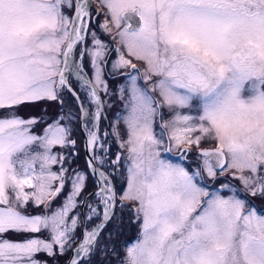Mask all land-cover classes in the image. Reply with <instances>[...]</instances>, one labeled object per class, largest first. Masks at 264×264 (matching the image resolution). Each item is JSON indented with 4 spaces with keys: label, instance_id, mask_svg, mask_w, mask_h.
<instances>
[{
    "label": "snow or ice",
    "instance_id": "6c2138e0",
    "mask_svg": "<svg viewBox=\"0 0 264 264\" xmlns=\"http://www.w3.org/2000/svg\"><path fill=\"white\" fill-rule=\"evenodd\" d=\"M38 101L60 111L20 115ZM257 200L264 0H0V264L107 261L118 207L139 234L117 264H264Z\"/></svg>",
    "mask_w": 264,
    "mask_h": 264
},
{
    "label": "rangeland",
    "instance_id": "374dc122",
    "mask_svg": "<svg viewBox=\"0 0 264 264\" xmlns=\"http://www.w3.org/2000/svg\"><path fill=\"white\" fill-rule=\"evenodd\" d=\"M101 19H103V17H101ZM138 65H140V64H138ZM139 67H143V66L140 65ZM122 83H123V79H119L118 78V80L116 82V85H113L111 83L110 87L113 89V91H115V89ZM69 106L72 108L73 111H76L75 102L74 101H71ZM121 108H122V105H121V103L119 101H117V100L112 101V109H111L110 113L107 116V120L103 121V123L106 124V129L108 130V132H111V129L109 127L110 122L115 118V114L121 111ZM31 117H33V116H31ZM24 118L27 119L29 117H24ZM72 127L74 129L72 138L77 141V145H76L74 151L77 150L76 153H78V151L82 148V152L84 153L83 134H82V132H80L81 134H79V131H78V128L80 129V126H79V124H74V125H72ZM37 131H39V130L37 129ZM156 131L157 132L159 131L158 127L156 128ZM79 138H81V140H82V147H80V143L78 141ZM108 140L110 142L111 152H119V151H121V149L118 147V142H117V139L115 137L109 135ZM205 145H209L211 147L215 146L212 143L205 144ZM193 165L195 166V163H193ZM81 169H84V168H81ZM90 181H92L91 178L89 179L88 186L90 184ZM236 183H238V181H236ZM91 185H92V182H91ZM120 187H121V185L119 183H117V188L119 189ZM256 202H258L259 205H264V202H262L260 200H257ZM57 203H59V200L57 201ZM34 210H36L34 207L29 206V208H28L29 212L36 213L37 210L35 212H33ZM123 229H124V233H126V236L122 237L118 243L114 244V240H115L117 234ZM136 230H137V236H138V234H139V223L134 221V216L131 213V211H129V209H127V208L120 209L118 207L116 209L115 218L113 219V221L111 223H109L107 225V228L105 229V232H104L103 235L105 236V238H107V233H109V232L112 233L111 240L109 241V243L110 244H114L115 247L118 250L117 251V255H121L120 254V252H121L120 249H121V247L122 248L124 247L123 246L124 245L123 242L125 241L124 238H127L128 236H130ZM135 239L133 241H135ZM71 252H72V250H71ZM70 255H71V253H70ZM117 255L111 256L107 261L104 260L103 256H100L97 259L101 260V261L97 262V260H96V264H117ZM37 258L39 259V257H37Z\"/></svg>",
    "mask_w": 264,
    "mask_h": 264
},
{
    "label": "trees",
    "instance_id": "16d2710c",
    "mask_svg": "<svg viewBox=\"0 0 264 264\" xmlns=\"http://www.w3.org/2000/svg\"><path fill=\"white\" fill-rule=\"evenodd\" d=\"M70 103L71 102L65 101L66 106H69ZM59 111H60L59 105L55 102H50V101H38V102L26 103V104L20 106V108H19V113L23 117H31V116L39 117L41 115H44L46 119H48L50 117H54ZM40 127H42V125ZM78 131H79V134H81L80 133L81 130L79 128H78ZM78 141L80 143V147H82L81 138H79ZM77 154L78 155L73 157L74 163L72 166L78 167V168H85L86 158H85V153L82 152V148L78 151ZM91 182L92 181H90V184L87 188L88 192L93 188V184L91 185ZM36 210H34L33 212H35ZM124 236H126V233H124V229H123L117 234V236L114 240V244L118 243L120 241V239ZM136 236H137V230L135 232H133L127 238H124L125 241L123 242V244H124L123 246H125L126 242L132 241ZM121 249H122V247H121ZM70 253H71V251L66 252L63 255L57 254L55 256H49L46 253H40V254H38V257L42 262H46V264H65L66 261L68 260L69 256H70ZM120 254L122 255L123 253L120 252ZM98 261H101V260L97 259V262Z\"/></svg>",
    "mask_w": 264,
    "mask_h": 264
},
{
    "label": "flooded vegetation",
    "instance_id": "af4514ba",
    "mask_svg": "<svg viewBox=\"0 0 264 264\" xmlns=\"http://www.w3.org/2000/svg\"><path fill=\"white\" fill-rule=\"evenodd\" d=\"M138 66H140V65H138ZM117 80H118V79H116L115 81L110 80V81H109V84L111 85V83H112L113 85H116ZM73 86L75 87V85H73ZM65 99H67L69 102L72 101L71 96L68 95V94H65ZM66 102H67V101H66ZM109 113H110V112H109ZM109 113H108V114H109ZM100 127H101V129H103V130H105V131H108V130L106 129V124H104L103 121L101 122ZM109 145H110V142H109ZM203 146H204V147H211V146H209V145H203ZM213 147H214V146H213ZM171 158H172V159H175L174 157H171ZM188 160H189L190 162H192V163H195V162H196V161H195V157H193V156H189V157H188ZM256 204H257L258 206H260L258 202H256Z\"/></svg>",
    "mask_w": 264,
    "mask_h": 264
},
{
    "label": "water",
    "instance_id": "95a60500",
    "mask_svg": "<svg viewBox=\"0 0 264 264\" xmlns=\"http://www.w3.org/2000/svg\"><path fill=\"white\" fill-rule=\"evenodd\" d=\"M82 132H83V136H84V144L86 143V139H85V136H86V133L82 130ZM85 149V148H84ZM85 155H86V159L88 158V153L86 152V150H85ZM72 256H75V251L74 250H72V252H71V255H70V257H72ZM68 261V260H67ZM65 264H67V262L65 263Z\"/></svg>",
    "mask_w": 264,
    "mask_h": 264
}]
</instances>
